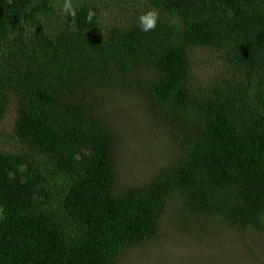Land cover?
<instances>
[{
    "label": "trees",
    "instance_id": "trees-1",
    "mask_svg": "<svg viewBox=\"0 0 264 264\" xmlns=\"http://www.w3.org/2000/svg\"><path fill=\"white\" fill-rule=\"evenodd\" d=\"M64 2L0 0V125L14 109L26 147L0 151V264H120L191 219L264 233V0H137L115 23L96 0L75 17ZM197 50L218 75L195 74ZM116 95L176 146L123 190Z\"/></svg>",
    "mask_w": 264,
    "mask_h": 264
},
{
    "label": "rangeland",
    "instance_id": "rangeland-1",
    "mask_svg": "<svg viewBox=\"0 0 264 264\" xmlns=\"http://www.w3.org/2000/svg\"><path fill=\"white\" fill-rule=\"evenodd\" d=\"M77 1H70L72 7ZM135 1L96 0L106 10V19L111 23L127 18V9H132ZM64 4L61 3L63 7ZM138 8L148 11L144 5ZM193 64L197 76L213 71L218 75L220 71L214 70L212 64L223 68L221 57L210 50L195 51ZM124 97L116 95L106 108L107 118L115 125L119 138V190L152 177L169 163V155L176 152L172 131L152 126L147 108L139 100ZM15 124L16 111L11 109L0 125V151L17 153L26 148L14 138ZM167 217L163 224L169 222ZM191 222L195 228L167 235L169 238L161 239L160 244L134 248L124 255L120 264H264V233L235 231L212 219H191Z\"/></svg>",
    "mask_w": 264,
    "mask_h": 264
},
{
    "label": "clouds",
    "instance_id": "clouds-1",
    "mask_svg": "<svg viewBox=\"0 0 264 264\" xmlns=\"http://www.w3.org/2000/svg\"><path fill=\"white\" fill-rule=\"evenodd\" d=\"M62 11L65 14L71 15L72 17H75V15H76V11H75V9L72 8L70 0H66ZM157 20H158V13H156L154 11H150L147 14L142 15L140 17L141 29L144 32H149L151 30H154L157 27Z\"/></svg>",
    "mask_w": 264,
    "mask_h": 264
},
{
    "label": "water",
    "instance_id": "water-1",
    "mask_svg": "<svg viewBox=\"0 0 264 264\" xmlns=\"http://www.w3.org/2000/svg\"><path fill=\"white\" fill-rule=\"evenodd\" d=\"M2 15H3V14H2V11L0 10V19L2 18Z\"/></svg>",
    "mask_w": 264,
    "mask_h": 264
}]
</instances>
